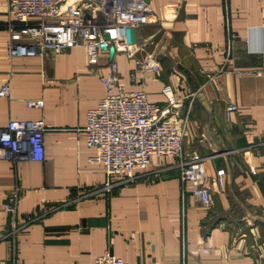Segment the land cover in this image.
<instances>
[{"label": "crops", "instance_id": "crops-1", "mask_svg": "<svg viewBox=\"0 0 264 264\" xmlns=\"http://www.w3.org/2000/svg\"><path fill=\"white\" fill-rule=\"evenodd\" d=\"M147 1L152 20L136 29L143 49L115 58L120 81L161 106L172 86L173 118L184 148L204 160L212 203L194 197L174 157L154 156L132 181L92 163L86 116L105 93L112 56L92 65L81 45L12 56L0 0V87L11 84L0 125H47L42 161L0 160V264H95L107 248L131 264H264V0ZM147 55L159 70H140ZM37 98L43 107L26 106ZM229 103L238 105L230 118Z\"/></svg>", "mask_w": 264, "mask_h": 264}, {"label": "built area", "instance_id": "built-area-1", "mask_svg": "<svg viewBox=\"0 0 264 264\" xmlns=\"http://www.w3.org/2000/svg\"><path fill=\"white\" fill-rule=\"evenodd\" d=\"M8 15L12 56L61 53L81 45L90 64L97 65L103 53L111 55L114 49L101 78L105 93L86 116V144L96 151L89 158L92 163L102 165L108 176L124 174L132 181L136 171L146 168L154 156L174 157L194 197L205 206L212 203V189L204 184V160L196 151L184 148L181 127L173 118L180 100L172 86L164 85L167 100L161 106L149 101L144 89L129 90L120 81L115 58L120 53L135 57L143 49L138 40L128 42L127 29L151 22L153 9L147 0H8ZM140 65L142 71L160 67L153 55L140 60ZM10 92L11 84L6 81L0 87V97H8ZM26 106L43 107L44 100L28 99ZM237 110L236 103H229L226 116L230 118ZM46 130L43 119H11L6 126L0 125V160L42 161ZM224 172L217 171L220 186ZM19 192L16 188L10 193L6 210L15 211ZM95 264L131 263L107 248Z\"/></svg>", "mask_w": 264, "mask_h": 264}, {"label": "water", "instance_id": "water-1", "mask_svg": "<svg viewBox=\"0 0 264 264\" xmlns=\"http://www.w3.org/2000/svg\"><path fill=\"white\" fill-rule=\"evenodd\" d=\"M109 38V35H106ZM127 39L129 43H135L137 41V33L135 28H128L127 29ZM114 55V49H111V56Z\"/></svg>", "mask_w": 264, "mask_h": 264}]
</instances>
